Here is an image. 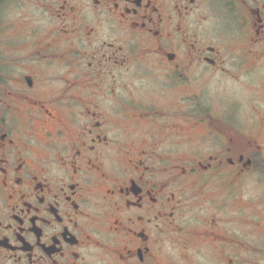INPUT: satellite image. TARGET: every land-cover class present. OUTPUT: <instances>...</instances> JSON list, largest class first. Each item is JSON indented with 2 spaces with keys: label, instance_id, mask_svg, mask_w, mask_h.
Masks as SVG:
<instances>
[{
  "label": "flooded vegetation",
  "instance_id": "af4514ba",
  "mask_svg": "<svg viewBox=\"0 0 264 264\" xmlns=\"http://www.w3.org/2000/svg\"><path fill=\"white\" fill-rule=\"evenodd\" d=\"M6 1L0 264L264 251V216L231 199L264 175V0H24L26 26Z\"/></svg>",
  "mask_w": 264,
  "mask_h": 264
},
{
  "label": "rangeland",
  "instance_id": "374dc122",
  "mask_svg": "<svg viewBox=\"0 0 264 264\" xmlns=\"http://www.w3.org/2000/svg\"><path fill=\"white\" fill-rule=\"evenodd\" d=\"M29 6L24 0H7L2 6H1V14L2 17L6 20L11 19L12 22H15L16 24L20 23L23 25V21H20L22 16H26L29 18H32V8L27 7ZM243 176V180L240 183V186L237 188V190L234 192V196L231 197L232 200L235 201L233 203L234 205V214L236 213V216H238L240 213L236 209L235 205H238V202L247 204L248 207H250L252 204H256L258 212H261L264 216V203H260L264 199L261 197L264 196V175L262 173L252 171L247 173L246 175H240ZM237 183H235L236 185ZM237 186V185H236ZM247 206L245 208H247ZM258 219L259 216H256L254 220ZM251 221V228H256L258 224H261L262 222L259 221ZM234 229L237 230H243L246 232H249L250 234L247 235V237L251 240V237H254V231L252 233L249 231L248 228H246V223H239L236 221V223L233 225ZM264 228V225L263 227ZM232 257H234L236 262H239L241 260H246L247 264H264V251L259 250H247L242 251L241 256L238 254H231Z\"/></svg>",
  "mask_w": 264,
  "mask_h": 264
}]
</instances>
